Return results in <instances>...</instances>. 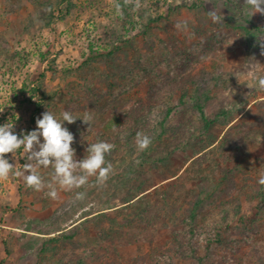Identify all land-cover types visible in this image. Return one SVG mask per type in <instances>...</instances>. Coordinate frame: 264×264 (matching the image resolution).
I'll return each mask as SVG.
<instances>
[{
    "label": "rangeland",
    "instance_id": "rangeland-1",
    "mask_svg": "<svg viewBox=\"0 0 264 264\" xmlns=\"http://www.w3.org/2000/svg\"><path fill=\"white\" fill-rule=\"evenodd\" d=\"M181 1H195L197 7H184ZM200 1L149 0L160 5L151 11L155 22L137 31L136 24L123 22L118 0H93L91 5L72 0L74 11L62 18L67 6L62 4L61 12L52 14L56 19L41 31L50 14L24 0H0V124L25 128V85L44 74L46 93L56 96L41 103L42 113L67 110L78 118L64 124L74 135L76 158L86 155L88 143L114 145L113 171L103 185L90 177L81 189L58 187L55 199L46 195L47 188L27 186L22 176L0 178V264H193L178 257L176 238L185 245L187 228L181 222L193 193L201 183L219 185L221 168L239 171L228 184L233 185L230 195L223 192L202 210L196 253L206 256L207 264H237V244L209 251L201 247L203 234L224 227V235L232 230L238 240L241 228L257 226L264 246V204L255 196L264 193L257 182L264 175V91L255 82L264 75V16H252L244 0ZM211 10L222 23L211 21ZM111 32L124 36L126 43L119 46L132 67L108 77L101 64L91 69L85 62L90 47L104 49V35ZM22 50L25 64L10 72V55ZM196 87L210 93L206 112L219 115L207 132L197 127L193 100L181 99L183 91L193 94ZM86 113L90 125L79 119ZM132 116L139 127L126 131ZM138 132L152 139L143 151L135 143ZM6 158L16 163L14 172L27 162L22 148ZM39 171L47 178L51 170ZM77 191L85 192L83 200L75 199ZM236 200L238 214L230 204ZM217 221L221 223L214 225Z\"/></svg>",
    "mask_w": 264,
    "mask_h": 264
},
{
    "label": "trees",
    "instance_id": "trees-1",
    "mask_svg": "<svg viewBox=\"0 0 264 264\" xmlns=\"http://www.w3.org/2000/svg\"><path fill=\"white\" fill-rule=\"evenodd\" d=\"M26 3H28L31 7H33L35 10H39L42 12H47L50 14V17L44 22L45 25L41 28V31L44 30L46 27L51 25V18L54 20L56 17H53L52 14H58L61 11L59 10V7L62 4L66 3L67 6L65 7V14L62 15V18H66L74 11L75 5L71 2L72 0H24ZM87 1V4L91 5L93 3L91 0H85ZM182 3L184 1H181ZM199 4H202L200 0H198ZM197 2L193 1L191 5H187L186 3H183L182 6L184 7H197ZM159 4L157 6L149 0H118V11L121 12V16L124 19L123 22H127V24H136L138 27L137 31L139 29H150L151 23H154L155 21H151V11L154 13L159 9ZM237 6H241L240 2L237 3ZM181 7H176L175 9H180ZM242 7H240L241 10ZM149 12V13H148ZM177 12V10H175ZM44 21V20H43ZM245 21L248 24H252L250 17H245ZM127 28V27H126ZM104 37L107 39L106 44L103 45L104 49H96L93 50L90 47V54L87 61L85 62V66L92 69L93 66L99 65L98 67L102 69V73L104 75H107L109 77V73H112L113 71H118L122 69L129 70L132 67V64L128 60L126 56H124L125 52H122V49L120 48L119 44L126 43L124 41V36L121 33L116 34L115 32L107 33L104 35ZM25 50H22L17 53H13L10 55V61L12 62V66L8 68L11 72V70H19L23 67V58L26 57L27 54L25 53ZM124 53V54H123ZM23 54V55H22ZM122 56V57H121ZM22 60V62H21ZM54 66V62L51 63ZM121 67V68H120ZM83 71V68H79ZM63 71L66 74H71L72 71L70 68H63ZM55 70H52V73H55ZM95 72H98L96 70ZM152 72V71H149ZM153 74V72L151 73ZM126 75H129V71H127ZM121 76V75H120ZM125 76V75H124ZM66 78V77H65ZM84 78V77H82ZM56 79V78H54ZM53 79V80H54ZM51 80L50 82H52ZM65 80V79H64ZM49 87L48 82H46V75L41 74L38 75L34 83H29L28 85H25L23 94H26L27 97L25 100H23V106L26 108H29V121L25 120V128L22 129V131H19L18 129H14V131L17 134H20L22 132H28L32 129L30 126L35 123L37 119V115L42 113L41 103L44 102V100L51 101L52 97L56 93L53 94L50 91L46 93V88ZM187 90L183 91V94L181 96V99L189 97L191 100H193L192 105V111L196 115V119L198 121V128L201 129L203 132H207L212 125L217 123L219 121V115H210L206 112V106L209 103L211 97L210 93L208 91H201L198 89V87L195 88L194 93H189ZM39 96V97H38ZM37 97L39 98L37 103H32V100ZM182 104V102H181ZM133 117V116H132ZM139 119L133 117L130 121V125L127 126L126 131H133L135 128L139 127ZM27 126V127H26ZM109 127H112L109 125ZM225 135L220 140L221 146H223V142L225 140ZM223 149V148H222ZM111 156V152L106 155V160L109 162ZM239 170H227L225 168L219 169V173L221 175V179L219 180V185H213V187H207L204 183H201L202 185H199V191L193 193V200L189 204V207L187 208L185 212V216L181 223L187 228V231L185 232L186 242L183 246V243L181 240L177 239L176 246L180 248V253L178 254L179 258L187 259L192 261L193 264H207L208 260L207 257H200L196 253V245L195 241L198 235L197 230V223L199 218L204 217L202 215V210H204V207L208 204L214 205L217 203V201L220 199L221 194L224 192L225 196L230 195L231 186L228 185L231 182V178L235 176V173ZM227 185H224V184ZM200 184V183H199ZM221 184V185H220ZM258 202H262L264 204V193L255 195ZM142 198H144V195L137 199V201H140ZM231 206L235 208V214H238L239 211V201L236 200L235 202L230 203ZM260 208L264 209V205H260ZM102 214V215H101ZM99 215L105 216V213H100ZM98 216V215H97ZM224 218V217H223ZM226 219V215H225ZM221 222L217 221L214 223L219 225ZM196 226V227H195ZM214 226L212 227V229ZM225 228V227H224ZM223 228V229H224ZM240 228V227H238ZM210 228V230H212ZM223 229H221L216 234L208 233L203 234L202 237L204 239L202 248H206V251H209L212 246H219L224 247V245H236L235 248L240 249L237 253H234V259L237 264H264V246L261 242H259V236H260V230L257 226L252 228H241L240 231L237 233L240 236V239L234 240L232 237V230H229L225 235L223 234ZM226 229V228H225ZM238 231V229H237ZM65 236V235H63ZM248 249L247 253L242 252V249ZM211 255V254H209Z\"/></svg>",
    "mask_w": 264,
    "mask_h": 264
},
{
    "label": "clouds",
    "instance_id": "clouds-1",
    "mask_svg": "<svg viewBox=\"0 0 264 264\" xmlns=\"http://www.w3.org/2000/svg\"><path fill=\"white\" fill-rule=\"evenodd\" d=\"M243 6L252 16L254 14L264 16V0H244ZM207 15L213 23L223 22L221 15L215 10L209 11ZM176 27L179 28L181 25L177 24ZM255 82L258 89L264 91V75H257ZM77 119L67 110L59 114L47 110L36 119L34 130L20 134L13 130L14 123L0 124V178H7L9 174L22 176L25 184L37 191L47 188L46 195L53 199L57 197L58 187L67 191L81 189L88 185L90 177L95 178L96 185H103L113 171V166L106 160V155L111 152L114 145L103 140L88 143L86 155L82 159H77L76 150L72 147L74 135L64 126L65 122L73 124ZM79 119L90 125L92 117L86 113ZM135 143L137 148L143 151L150 146L152 139L138 132ZM21 148L26 153L27 162L23 164L22 170L14 172L16 163H11L6 154H14ZM40 169L51 170L47 178L41 174ZM257 182L264 185V175H261ZM84 198L85 192L75 193L76 200Z\"/></svg>",
    "mask_w": 264,
    "mask_h": 264
}]
</instances>
